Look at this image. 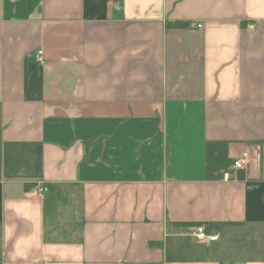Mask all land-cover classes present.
Wrapping results in <instances>:
<instances>
[{"label": "crops", "instance_id": "crops-1", "mask_svg": "<svg viewBox=\"0 0 264 264\" xmlns=\"http://www.w3.org/2000/svg\"><path fill=\"white\" fill-rule=\"evenodd\" d=\"M0 264H264V0H0Z\"/></svg>", "mask_w": 264, "mask_h": 264}, {"label": "built area", "instance_id": "built-area-1", "mask_svg": "<svg viewBox=\"0 0 264 264\" xmlns=\"http://www.w3.org/2000/svg\"><path fill=\"white\" fill-rule=\"evenodd\" d=\"M196 27L200 28L201 24H196ZM245 27L249 31H255V29H256L255 24L252 22H247ZM36 56H37V59L43 65L44 61L42 58V51H38ZM243 164H244V160L237 159L233 162L232 166L234 168L241 169V168H243ZM46 191H47V187L44 184L39 183L36 185L34 193H35L36 197H42ZM190 234L200 241H214L217 239V235L210 234V233L206 232V229H205L203 224H198V225H195L194 227H192Z\"/></svg>", "mask_w": 264, "mask_h": 264}, {"label": "trees", "instance_id": "trees-1", "mask_svg": "<svg viewBox=\"0 0 264 264\" xmlns=\"http://www.w3.org/2000/svg\"><path fill=\"white\" fill-rule=\"evenodd\" d=\"M198 225V224H197Z\"/></svg>", "mask_w": 264, "mask_h": 264}]
</instances>
